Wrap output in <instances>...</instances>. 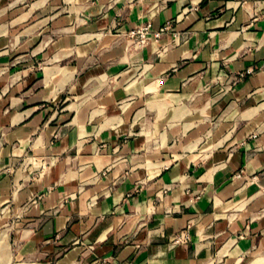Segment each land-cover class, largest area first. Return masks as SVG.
<instances>
[{"label": "crops", "instance_id": "1", "mask_svg": "<svg viewBox=\"0 0 264 264\" xmlns=\"http://www.w3.org/2000/svg\"><path fill=\"white\" fill-rule=\"evenodd\" d=\"M0 264H264V0H0Z\"/></svg>", "mask_w": 264, "mask_h": 264}, {"label": "built area", "instance_id": "2", "mask_svg": "<svg viewBox=\"0 0 264 264\" xmlns=\"http://www.w3.org/2000/svg\"><path fill=\"white\" fill-rule=\"evenodd\" d=\"M152 23L150 20H145L138 25H136L134 28L130 29L128 31V36L132 38V43L130 45V48L133 50H139L143 46H145L149 39L151 38V35L154 37H159L164 31H166L169 28V24H165L163 26H160L157 29L151 30ZM243 75V72H240L238 76ZM238 76H233L229 81L228 84L223 90H226L230 88L231 83H233ZM243 169H240L238 172L235 173L236 176H240L242 174ZM179 240V238H175V241Z\"/></svg>", "mask_w": 264, "mask_h": 264}, {"label": "rangeland", "instance_id": "3", "mask_svg": "<svg viewBox=\"0 0 264 264\" xmlns=\"http://www.w3.org/2000/svg\"><path fill=\"white\" fill-rule=\"evenodd\" d=\"M11 222V221H10ZM10 222H5L4 226H2V228L7 229V227H10L11 225L9 224ZM9 232V229H8Z\"/></svg>", "mask_w": 264, "mask_h": 264}]
</instances>
